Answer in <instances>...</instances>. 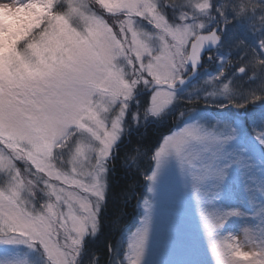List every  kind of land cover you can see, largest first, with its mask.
<instances>
[{"label": "snow or ice", "instance_id": "obj_1", "mask_svg": "<svg viewBox=\"0 0 264 264\" xmlns=\"http://www.w3.org/2000/svg\"><path fill=\"white\" fill-rule=\"evenodd\" d=\"M0 264H264V0H0Z\"/></svg>", "mask_w": 264, "mask_h": 264}, {"label": "rangeland", "instance_id": "obj_2", "mask_svg": "<svg viewBox=\"0 0 264 264\" xmlns=\"http://www.w3.org/2000/svg\"><path fill=\"white\" fill-rule=\"evenodd\" d=\"M237 240L238 241H243V235L241 234V235H239L238 237H237ZM245 250H248L247 248H245Z\"/></svg>", "mask_w": 264, "mask_h": 264}]
</instances>
